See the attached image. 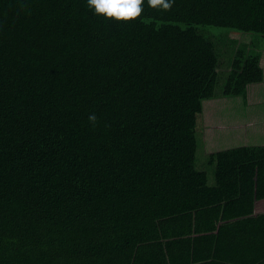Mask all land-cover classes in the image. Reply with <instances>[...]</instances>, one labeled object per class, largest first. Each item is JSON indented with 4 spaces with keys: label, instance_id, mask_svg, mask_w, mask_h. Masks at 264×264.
<instances>
[{
    "label": "trees",
    "instance_id": "16d2710c",
    "mask_svg": "<svg viewBox=\"0 0 264 264\" xmlns=\"http://www.w3.org/2000/svg\"><path fill=\"white\" fill-rule=\"evenodd\" d=\"M232 29L264 0H0V264H264V144L197 161L204 100L264 80Z\"/></svg>",
    "mask_w": 264,
    "mask_h": 264
},
{
    "label": "rangeland",
    "instance_id": "374dc122",
    "mask_svg": "<svg viewBox=\"0 0 264 264\" xmlns=\"http://www.w3.org/2000/svg\"><path fill=\"white\" fill-rule=\"evenodd\" d=\"M252 35L254 34L249 32H239L232 29L230 39L237 40L238 44L233 43V47L230 49L231 51H234L225 52V57L228 56L230 58V56H237L245 52ZM257 38V41L264 48V36L258 35ZM259 84H262V94L264 95V82L262 81ZM242 99L241 96H223L204 100L203 111L211 114H208L210 120L207 119V125L204 127V136L201 135V130H199L200 132L198 133V138H202L204 145H202L199 139L197 161L198 166L200 168H205L210 176H212L213 173V165L206 164L207 153L210 151L212 152L239 144L264 143V127L263 125H259L264 120V99L261 97L258 99V103L254 102L252 105L244 103ZM204 112L201 115L203 118ZM253 112L254 115L258 116L259 120L254 127L248 128L247 123L244 124L245 117ZM218 113L222 115V120L219 122V125L216 126V119L212 120V118Z\"/></svg>",
    "mask_w": 264,
    "mask_h": 264
},
{
    "label": "clouds",
    "instance_id": "9594fccd",
    "mask_svg": "<svg viewBox=\"0 0 264 264\" xmlns=\"http://www.w3.org/2000/svg\"><path fill=\"white\" fill-rule=\"evenodd\" d=\"M144 0H87L94 14L105 19H114L117 22H133L143 13ZM148 6L154 10L168 11L174 0H147ZM95 122V115L89 116Z\"/></svg>",
    "mask_w": 264,
    "mask_h": 264
},
{
    "label": "crops",
    "instance_id": "0c3cea01",
    "mask_svg": "<svg viewBox=\"0 0 264 264\" xmlns=\"http://www.w3.org/2000/svg\"><path fill=\"white\" fill-rule=\"evenodd\" d=\"M257 36L258 35H252V37H254L255 38V40H258V38H257ZM251 37V38H252ZM251 38H250V40H251ZM249 40V41H250ZM261 64H262V67H263V69H264V49L262 50V58H261ZM263 82H264V80H263ZM261 83V82H260ZM256 84H258V85H256ZM256 84H253V85H251L250 87H249V89H248V95H247V98H243L242 100L244 101V103H247V104H254V102L255 103H258L257 101H258V99L259 98H263L264 99V95L262 94V84H259V83H256ZM262 95V96H261ZM226 101V100H225ZM252 112V111H251ZM208 114H211V113H206V112H204V120H205V122H206V125H207V119L208 120H210L209 119V117H208ZM215 120L216 119V126L217 125H219V122L222 120V115L220 114V113H218L216 116L214 115L213 116V118H212V120ZM259 119H258V116L257 115H254V112L253 113H251L250 115H247L246 117H245V121H244V124L245 123H247V127L248 128H251V127H254V125H256L257 123V121H258ZM209 124H211V123H209ZM259 125H263V127H264V120H263V122L261 123V124H259ZM255 144H261V143H255ZM264 144V143H263ZM262 210H264V199H262V200H260V201H258L257 202V206H256V211H262Z\"/></svg>",
    "mask_w": 264,
    "mask_h": 264
}]
</instances>
